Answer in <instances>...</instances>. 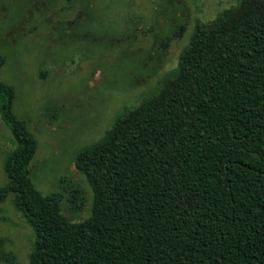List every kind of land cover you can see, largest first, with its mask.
I'll use <instances>...</instances> for the list:
<instances>
[{
    "label": "trees",
    "instance_id": "1",
    "mask_svg": "<svg viewBox=\"0 0 264 264\" xmlns=\"http://www.w3.org/2000/svg\"><path fill=\"white\" fill-rule=\"evenodd\" d=\"M157 2L148 18L125 15L116 35L118 63L127 57L141 81L160 70L184 27L173 0ZM77 3L72 25L59 21L55 31L87 44L75 32L93 21L95 2ZM136 32L152 36L143 52L126 50ZM5 62L0 54V68ZM13 99L0 85L1 119L15 141L2 163L0 204L10 196L32 231L28 264H264V0H237L195 23L161 85L75 154L90 190L83 220H69L32 187L37 144ZM71 193L78 211L80 190ZM3 246L0 237V262L10 263Z\"/></svg>",
    "mask_w": 264,
    "mask_h": 264
},
{
    "label": "rangeland",
    "instance_id": "2",
    "mask_svg": "<svg viewBox=\"0 0 264 264\" xmlns=\"http://www.w3.org/2000/svg\"><path fill=\"white\" fill-rule=\"evenodd\" d=\"M94 2L93 21L75 32L93 40L86 44L57 39L55 31L59 21L72 25L79 12L77 0L69 5L65 0H0V54L6 57L0 85L13 88L12 113L36 140L29 179L34 190L55 200L60 213L71 221L88 217L90 205V190L73 165L75 154L97 141L125 109L136 107L161 85L175 68L195 23L205 24L237 4V0H173L175 8L182 10L184 27L172 36L160 70L141 81V74H131L127 57L118 63L123 43L117 42L116 35L124 28L119 22L125 15L148 18L158 10L157 0ZM139 34L126 45L127 51L150 47L152 36ZM14 147L0 114V186L5 182L4 155ZM61 178L66 181L59 183ZM71 187L79 189L83 198L78 211L71 207L79 203L73 200ZM0 237L3 250L14 255L12 262L0 264H28L33 234L10 196L0 204Z\"/></svg>",
    "mask_w": 264,
    "mask_h": 264
}]
</instances>
